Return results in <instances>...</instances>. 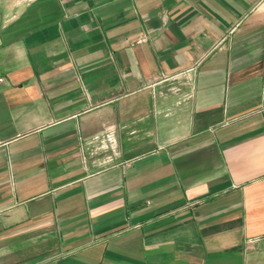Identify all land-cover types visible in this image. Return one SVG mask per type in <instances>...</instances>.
I'll use <instances>...</instances> for the list:
<instances>
[{"label": "crops", "instance_id": "1", "mask_svg": "<svg viewBox=\"0 0 264 264\" xmlns=\"http://www.w3.org/2000/svg\"><path fill=\"white\" fill-rule=\"evenodd\" d=\"M0 264H264V0H0Z\"/></svg>", "mask_w": 264, "mask_h": 264}]
</instances>
